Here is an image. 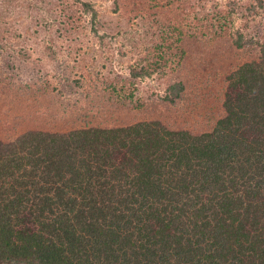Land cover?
Masks as SVG:
<instances>
[{
  "label": "trees",
  "instance_id": "1",
  "mask_svg": "<svg viewBox=\"0 0 264 264\" xmlns=\"http://www.w3.org/2000/svg\"><path fill=\"white\" fill-rule=\"evenodd\" d=\"M123 1L175 26L132 76L175 80L30 82L73 118L0 140V264H264V44L242 60L219 11L190 31L189 0Z\"/></svg>",
  "mask_w": 264,
  "mask_h": 264
},
{
  "label": "rangeland",
  "instance_id": "2",
  "mask_svg": "<svg viewBox=\"0 0 264 264\" xmlns=\"http://www.w3.org/2000/svg\"><path fill=\"white\" fill-rule=\"evenodd\" d=\"M261 1L260 6L256 0H189L178 21L191 31L194 13L201 17L202 8L221 12L230 18L228 33L243 36L244 48L237 57L244 60L248 54L258 55L264 44ZM85 3L93 12L86 11ZM141 12L137 16L123 0H0V140L13 139L29 128L62 129L73 118V109H68L64 119L57 120L61 113L56 112L60 107L52 97L56 92L43 102L37 100L36 93L42 90L30 82L38 79L53 88L60 80L79 79L85 89L104 87L115 79L117 86L134 82L140 95L163 96L167 81L175 77L152 73L138 78L131 72L148 69L163 30L173 33L175 26L167 17H152L155 11ZM214 75L216 81L224 76L219 70ZM179 106L185 107V102Z\"/></svg>",
  "mask_w": 264,
  "mask_h": 264
}]
</instances>
